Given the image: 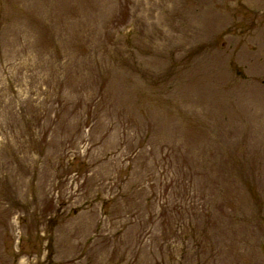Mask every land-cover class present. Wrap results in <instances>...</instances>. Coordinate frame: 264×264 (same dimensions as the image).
<instances>
[{"label": "rangeland", "instance_id": "obj_1", "mask_svg": "<svg viewBox=\"0 0 264 264\" xmlns=\"http://www.w3.org/2000/svg\"><path fill=\"white\" fill-rule=\"evenodd\" d=\"M0 264H264V0H0Z\"/></svg>", "mask_w": 264, "mask_h": 264}]
</instances>
